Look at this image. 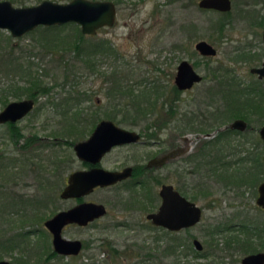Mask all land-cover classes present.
Masks as SVG:
<instances>
[{
	"label": "rangeland",
	"instance_id": "obj_1",
	"mask_svg": "<svg viewBox=\"0 0 264 264\" xmlns=\"http://www.w3.org/2000/svg\"><path fill=\"white\" fill-rule=\"evenodd\" d=\"M41 1L29 0L25 6L35 5ZM53 1L66 3L70 0ZM12 4L23 6L17 3ZM223 17L221 13L199 9L197 0H120L115 25L100 29L95 38L89 39L96 40L94 42L99 39L111 41L117 56L121 57L101 58L97 61L96 70L93 72L85 68L73 52L63 51L61 48L58 53L62 54L64 62L67 63L66 66L52 63L50 60L55 55L42 53L38 33L24 34L14 39L15 45L18 48L20 46L25 52L27 48L38 45L39 48L33 50L35 57L31 60L38 65V72L44 75V82L51 88L48 95H39L33 110L16 123L25 136L39 134L45 138V145L24 151L21 147L19 148L22 140L18 142V145L10 138L11 128L6 124L0 125V172L4 178L11 177L7 184L9 191L0 192V205L12 198L11 190L28 197L39 193L40 196L47 197V204L43 203L40 208L44 217L41 225L33 221L25 225L24 229H34L32 230L34 234L27 239L29 245L28 241L21 243L15 238L13 243L19 246L0 249V259L15 262L17 258H21L28 264L70 262L72 264H134L136 261L134 253L139 252L144 256L147 250H151L155 263L162 259L163 264H171L172 257H166L162 252L168 234L163 229L151 227L145 221L146 211L141 210L143 204L138 201L146 195L143 193L147 189L139 185H131L132 182L98 188L83 198L105 204L108 213L87 227L75 225L64 227L63 237L79 239L85 244L78 256H60L46 260V246L41 247L44 245L41 242L45 240L46 245L49 243V248L52 249L51 235L44 227L43 221L76 203L73 199H61L59 191L65 186L68 174L83 167L75 156L73 145L87 139L92 132L93 126L89 125V121L93 118L90 116L86 118L87 113L100 112L99 115L103 117L104 112L111 110L110 105H116L119 102V99L110 101L107 98L103 74L108 75L115 68L130 71L128 74L134 80L132 84L135 79H159L163 90H166L165 86L170 82L173 83L177 66V63H174L172 67L171 65L169 67L170 61L167 57L174 54L178 61L188 57L200 60L201 64L197 71L202 75L209 74L211 77L217 69V79L223 81L222 91H219V87L214 82L203 81L193 89L179 93V100L176 102L177 112L174 116L176 121L171 124H178L182 129L194 126L197 128L182 132V130H168L165 127L158 134L161 140L160 145L117 148L102 159L101 166L112 170L126 164L131 165L133 161L141 162L147 154L168 150V143H171L169 138H174L175 134L188 135L187 137L191 140L190 157L186 160L188 162L181 161L174 165H166L153 172L163 181H171L185 189L190 199L203 211L202 220L195 227L178 233L184 247L187 246V250L180 247L177 253L188 252L189 255L186 258L182 256L183 254L180 257L182 261L190 260L192 264H241L240 260L244 255L238 261H234V257L227 255L228 252H233L232 255L236 254L237 248L233 246L231 236L238 231L227 229L220 231V228L228 224L236 226L245 219L264 225V209L255 203L258 185L264 181V141L259 135V129L264 124V117H261L259 113L253 114L252 110L247 109V107L253 108L250 97L253 96L254 102L257 103L260 101L259 97L252 95L248 98V92L244 99L239 94L234 95L229 89L230 86H227V79L233 77L235 83L241 84L236 86H241L240 88L257 83L256 78L249 73V68L260 65L264 58V42L261 37L264 30V0H232L230 16L226 18L228 24L222 36H219L216 25ZM0 31L3 34H9L6 30L0 29ZM57 31L66 39L73 38L72 27ZM201 39L211 43L217 49V55L207 62L201 60L198 55L195 57L191 54L194 44ZM249 54L260 55V59L257 60V56L250 59ZM5 80L1 78V82H6ZM259 84L264 86V81ZM209 86H211L210 89L215 90L213 97L208 96ZM142 88L139 87V89ZM75 90L83 94H78L80 100L76 113L73 115L74 111H67L63 101L64 98L71 97L69 94H74ZM25 98L23 96L20 99ZM163 98L161 96L156 98L158 101L153 107L156 111L155 115L165 113L166 102H162ZM262 98L264 99L263 96ZM10 100L19 99L10 98ZM242 105L245 108L244 111L248 113L250 129L244 132H225L219 136V133L223 132L221 127L233 120L226 115L240 113ZM227 108L230 110L227 111ZM263 109L262 102L260 110ZM151 111L152 109L146 112ZM118 112L115 114L118 119L142 117V113H138L135 109L120 111L122 114ZM142 112L145 114L144 111ZM152 119L147 117L143 121L150 122ZM70 124L74 127L68 131ZM119 126L129 128V125L124 124ZM200 131L211 132L212 136L198 133ZM15 160L20 162L17 161L16 165L12 166ZM5 164L11 165L6 172L3 168ZM159 188L160 184L153 186V192L156 195ZM53 193L54 196H52ZM147 196L151 197V193H147ZM159 202L158 198L155 203L151 202L147 206L154 209ZM34 204L33 201L14 200L15 208L20 205L27 207ZM8 206L13 207L12 204L6 207ZM8 216L19 219L16 214ZM19 227L18 223L8 228L5 225L4 228L0 227L1 238L7 239L18 232ZM40 228H43V232L45 231L43 240H40L36 234ZM259 232L264 242V232L261 229ZM238 234L240 238L246 237V234L241 232ZM168 237L171 236L168 235ZM157 238L159 240H156ZM193 238L200 241L202 250L206 246L210 247L209 243L217 244L218 248L211 247L212 249L209 250L212 251L208 258L195 257L194 250L197 252L200 250H197L192 243ZM225 239L230 241V246L225 245ZM107 241L118 249H125V258L115 257ZM255 242L258 244L259 239L256 238ZM26 245L28 247L25 251ZM141 246L145 249L140 250ZM234 248L236 251L233 250ZM259 248L260 251H264L261 247ZM150 262L148 261L147 264H151Z\"/></svg>",
	"mask_w": 264,
	"mask_h": 264
},
{
	"label": "water",
	"instance_id": "obj_2",
	"mask_svg": "<svg viewBox=\"0 0 264 264\" xmlns=\"http://www.w3.org/2000/svg\"><path fill=\"white\" fill-rule=\"evenodd\" d=\"M198 6L204 9L229 11L230 0H199ZM116 19V5L112 0H70L59 3L53 0H42L30 6H14L10 0H0V29L6 30L13 38H18L34 30L38 26L63 25L75 23L81 33L94 35L96 30L113 25ZM264 40V30H263ZM195 48L203 55H214L216 50L207 41L196 43ZM259 77L264 76V61L259 68L251 70ZM201 77L187 62L178 66L175 83L179 88L185 89L197 82ZM32 99L13 100L0 110V124L15 122L32 111ZM246 123L242 119L230 124L231 128L243 130ZM264 141V125L259 130ZM209 136V135H208ZM140 135L132 130L119 127L111 120H101L93 129L90 136L73 145L78 159L94 166L85 170H76L67 177L60 197L62 199L79 198L89 194L95 187H107L131 175L130 167L122 171L107 170L95 166L101 157L116 145L137 142ZM172 156V152L159 159L162 165ZM264 163V155H263ZM258 196L255 200L257 206L264 209V181L258 185ZM161 203L157 211L147 215V219L155 226L169 231H178L182 228L196 225L201 220V209L194 202L186 199L172 185L163 184L159 190ZM103 204L94 202H81L73 207L60 210L44 222V227L51 235L52 250L59 256H76L82 243L79 239H67L62 236V230L67 225L76 224L85 226L105 214ZM197 250L202 249L198 239L193 240ZM241 264H264V252L258 251L243 256ZM0 264H16L0 259Z\"/></svg>",
	"mask_w": 264,
	"mask_h": 264
},
{
	"label": "trees",
	"instance_id": "obj_3",
	"mask_svg": "<svg viewBox=\"0 0 264 264\" xmlns=\"http://www.w3.org/2000/svg\"><path fill=\"white\" fill-rule=\"evenodd\" d=\"M12 3H17L20 5L25 6L29 0H10ZM116 4H119L120 0H114ZM223 18H221V21L216 25V31L219 34V36H222L225 30V26L228 24L226 22V18L230 16V12L227 13H222ZM65 27H72V34L73 38L71 40L66 39V37L61 36V34L57 31ZM36 34L38 33L39 35V40L41 44H39V47L41 48V51L44 55H48L49 53L54 54L51 58L52 63H58V65H63L66 66L67 63L64 62V58L62 54L58 53L59 49L61 48L63 51L69 50V52H73L74 55L78 58V60L84 65L85 68L89 69L90 71H95L97 67V61L100 60L101 58L105 57V55H109V52L111 54L112 46L108 45L107 43H104L102 40H98L97 42H93L96 40L91 41L89 38L90 36H86L85 34L81 33L80 28L77 26V24H63V25H53V26H38L34 30L28 32L27 34ZM88 38V39H86ZM14 39L10 33L9 34H3L0 31V107L3 108L7 103H9L11 100L10 98L13 99H19L25 96L26 99L32 98L36 100V98L39 95H48L51 86L47 85L44 82V75L40 74L37 69V64L31 60L32 57H35V54H33V50L35 48H39L38 45H33L31 48H27L26 52L19 46L15 45ZM92 39V38H91ZM113 51V50H112ZM40 56H43L39 54ZM56 55H58L56 57ZM44 58V57H41ZM65 64V65H64ZM118 74V73H116ZM231 76V75H230ZM1 78H5L6 82H1ZM19 78V79H16ZM22 82V84H20ZM115 86L113 87L112 91L106 92L107 98L112 101L114 99H119V102L115 105L112 104L110 105L111 110L107 112H116V111H127L130 109H135L138 112H146L148 110H153V107L155 106V102L152 100L154 94H160V90L156 88V86H147L142 89H138L136 92L135 89L132 87L133 85L128 84V82H122L117 81L115 82ZM226 85V84H225ZM239 83H235L233 77H229L227 79V86H230L229 89L230 91L235 95L239 94L241 96H244L248 92V87H236L239 86ZM83 94L79 92L78 90H75L74 94H69L68 98H64V104L66 105V110L67 111H74L72 114L76 113L75 111L77 110V104L79 103L80 96L79 95ZM241 101V100H239ZM238 101V102H239ZM119 105V106H117ZM119 107V109H118ZM227 111L230 109L227 108ZM226 111V113H227ZM236 111V110H235ZM242 111V110H241ZM238 113H233L230 115H226V117H234L236 115H248L245 111ZM107 118L110 120L117 122L118 124H124V125H129V126H134L135 121L137 118L135 116L127 118V119H118L115 114H107ZM151 128L153 126L149 125ZM73 125H69L67 130L71 131ZM11 128V134L10 138H12V134L15 133V142H18V138L22 137L23 134H21L18 130ZM10 130V129H9ZM225 132H220L219 136L223 135ZM62 135V134H61ZM218 136V137H219ZM217 137V139H218ZM27 145V142L25 143ZM22 143V149H25L26 145ZM25 151V150H24ZM20 162L19 160H15L14 163L16 164ZM7 165L5 164L3 168L5 169V172L7 170ZM0 172V175L3 176ZM0 176V181L1 179H4V177ZM137 185V183H135ZM134 185V184H131ZM142 188L147 189L145 186L140 185ZM35 197V200H31L32 198H24L21 196L19 199L22 200H27L28 202L33 201L35 204L32 206H27L28 210L30 213H28L26 216L18 219V223H23V222H28L29 224L33 222H36L38 225H41V222L44 217H42V212L35 210V207H38L39 205V199H43V201L47 204V197L41 196L42 198ZM54 196V193L53 195ZM23 197V198H22ZM39 198V199H38ZM23 207L24 205H20ZM25 207V206H24ZM17 220V219H16ZM24 226H21V229L18 230V232L14 233L10 237H7V239H2V235L0 236V249L2 248H7V247H12L14 248L15 246H19L13 243V239L17 238L23 243L24 241H28V237L30 235L34 234L32 230L34 229H23ZM224 228H220L221 230H237L238 232L233 234L231 236L232 238V243H234V247L237 248L238 254L236 249L234 248L233 250L236 251L235 255H232L233 252H228V256L234 257V261L240 260V258L243 255L253 253L260 251L259 247L264 249V242H263V237L260 235L259 230H263L264 232V225L260 222H252L248 220H243L241 223L238 225L234 226L231 224L223 226ZM250 231V232H248ZM45 232V231H44ZM43 232V228L39 229V232L36 233L37 237L40 238V240L45 239L44 235L45 233ZM239 232L246 234L245 238H240ZM248 232V233H247ZM166 233L171 236L168 237L165 241V247L162 248V252L166 257H172V262L171 264H192L190 260H183L182 257H180L181 254L186 258L189 254L188 252L186 253H181L178 254L177 251H180V247H184L183 242H181V237L179 236L178 233L175 232H168ZM49 235V234H48ZM256 238L259 239L258 244L255 242ZM156 240H159L157 238ZM263 242V243H262ZM29 245V241L27 242ZM44 245H41V247L44 248L46 246V252H45V259L49 260L53 257L59 258L60 256L57 255L52 249L49 248V243L46 245V241L41 242ZM226 246H230V241L225 239L224 241ZM262 243V244H261ZM34 245V244H33ZM32 245V246H33ZM210 247H205L204 250L202 251H195V257H205L208 258L211 254V251L209 249H212L211 247L218 248L217 244H208ZM28 246L24 248L26 251ZM42 248V249H43ZM187 248L184 247V250ZM140 250L145 249V247L141 246L139 247ZM214 249V248H213ZM187 250V249H186ZM135 256L134 258L136 261L134 264H147L148 261H151V264H163V260L160 259L155 263L154 261V256L151 252V250H147L143 255H140L139 252L134 253ZM162 260V261H161ZM183 262V263H182ZM16 264H28L25 260H21V258H17L15 260ZM67 264H72L67 263ZM74 264V263H73Z\"/></svg>",
	"mask_w": 264,
	"mask_h": 264
},
{
	"label": "flooded vegetation",
	"instance_id": "obj_4",
	"mask_svg": "<svg viewBox=\"0 0 264 264\" xmlns=\"http://www.w3.org/2000/svg\"><path fill=\"white\" fill-rule=\"evenodd\" d=\"M114 3H115V1L114 0H112ZM198 1L199 0H197V7L199 8V9H202V10H207V11H215V12H218V13H227V12H230L231 11V9H232V0H230L231 1V9L229 10V11H225V12H223V11H219V10H214V9H204V8H200L199 6H198ZM259 1V0H258ZM115 5H116V19H115V21H114V23H113V25H111V26H114L115 25V23H116V21H117V13H118V5L119 4H116L115 3ZM111 26H104V27H101V28H99V29H97L96 30V33L94 34V35H88V36H90L91 38H95V35L99 32V30L100 29H102V28H109V27H111ZM261 37H262V41L264 42V40H263V30H262V34H261ZM100 40V39H99ZM104 43H107L108 45H111L112 46V50H111V54H110V52H109V55H105V57H103V59H105V58H109V57H113L114 56V58H116V59H118V58H120L119 56H117V51H116V49L114 48V46H113V44H112V42L111 41H109V40H107V39H101ZM204 39H201V40H198L196 43H198V42H200V41H203ZM93 41V40H92ZM204 41H206V40H204ZM94 42V41H93ZM196 43L194 44V49H193V51H191V54L192 55H195V57L198 55V57L201 59V60H203L204 62H207V60H209L210 58H214L216 55H217V49H216V47L215 46H213L211 43V45L214 47V49L216 50V53L214 54V55H203V54H201L196 48H195V45H196ZM209 43V42H208ZM250 56L248 57V58H250V59H254L255 58V56H257L258 57V59L257 60H259L260 59V55H256V54H249ZM167 59L170 61V63H169V67H170V65H171V67L174 65V63H177V66H176V73H175V76H174V80H173V83H169L167 86H165V88H167L166 90H163L164 88H163V85H162V82L159 80V79H149V78H147V79H142V80H138V79H135V82H134V84H132V81H134L133 79H131L130 78V76H129V74L128 73H130V71H126V70H121V69H117V68H115L114 70H112V72L110 73V74H108V75H106L105 73L103 74V82H104V84L106 85L105 86V93L106 92H110V90L112 91V89H113V87L115 86V82H117V81H122V82H128V84H132L133 86V88L135 89V91L137 92L138 91V89H139V87H147V86H156V88L158 89V90H160V94H154L153 95V98L154 99H156V98H159L160 96L161 97H164L163 98V103L164 102H166V110H165V113L164 114H162V113H159L158 115H155V113L154 112H156L155 111V109H153L151 112H145V114H143V112H138V113H142V117H135V118H137L136 119V121H135V125L134 126H129V128H124V127H122V128H124V129H127V130H132V131H135V132H137L139 135H140V139H139V141H137V142H132V143H126V144H123V145H116V146H114V147H112L108 152H106L102 157H101V159H100V161L95 165V166H100V167H102L101 166V161H102V159H104L107 155H109L113 150H115V149H117V148H123V147H131V146H136V145H151V146H156V145H160L161 144V140H159V137H158V134L163 130V129H165V127L168 129V130H170V129H172V130H182V132H185L184 130H191V129H195V128H197V127H187V128H189V129H187V128H180V126H178V124L176 125V124H171V122H174V121H176L175 119H174V116H176L175 114H176V109H177V105H176V102L179 100L178 99V96H179V93H181V92H187V91H189V90H191V89H193L196 85H198V84H200L201 82H203V81H211V82H214V84L216 85V86H218L219 87V91H222V86H223V81L222 80H218L217 79V69H215L214 71V74H212L211 75V77H209V74H206V75H202V74H200L197 70H198V67L200 66V64H201V61L200 60H197V59H192V58H190V57H188V58H183V59H180L179 61L176 59V57H175V55L174 54H171V55H169L168 57H167ZM141 60V59H140ZM187 62L188 64H190L191 66H192V68H193V70L201 77V79L199 80V81H197V82H194L190 87H188V88H185V89H181V88H179L178 87V85L175 83V78H176V75H177V70H178V66L180 65V63L181 62ZM263 61H264V58L262 59V61H261V63H260V65H255V66H251L250 68H249V73L252 75V76H254L255 78H256V81L255 82H257V83H253V84H251L250 86H248V98L250 97V96H252V95H255V96H258L259 97V100L260 101H258L259 103H257V102H254V100H253V96L252 97H250V104L252 105V107L253 108H251V107H247V109H249V110H252V113L253 114H255V113H259V114H261V117H264V109L263 110H260V106H261V104H262V102L264 103V99L262 98V96L264 97V93H263V90H264V86H262V85H260L259 83L260 82H262V81H264V76L263 77H259V75L257 74V73H254V72H252L251 70L252 69H254V68H259V67H261V65H262V63H263ZM145 63H147V61H145ZM134 69H136V68H134ZM116 72H118V74H116ZM241 85V84H240ZM162 87V89H160ZM210 87L211 86H209V89H208V93H209V95L208 96H210V97H213V95H214V91L215 90H213V88H211L210 89ZM238 88V87H237ZM161 91H162V93H161ZM167 91V92H166ZM139 92V91H138ZM111 93V92H110ZM159 95V96H158ZM158 96V97H157ZM156 97V98H155ZM242 98L244 99L245 98V95L244 96H242ZM28 99H32V98H28ZM33 101H34V106H33V108L35 107V101L36 100H34V99H32ZM153 100V99H152ZM154 102H155V104H156V102L158 101V99H156V100H153ZM256 106H258L257 108H256ZM163 108H164V106H163ZM240 109L244 112V109L245 108H243V105L240 107ZM33 110V109H32ZM121 111V110H120ZM118 112V111H116V112H104V116L102 117V116H100L99 115V113L100 112H88L87 113V116H86V118H88L89 116L90 117H92L93 118V120L92 121H89V125H92L93 126V128H92V131H93V129L95 128V126L101 121V120H110L109 118H107V114H116L117 112H118V114H120L121 112ZM241 111V112H242ZM31 112V111H30ZM29 112V113H30ZM29 113H27L25 116H27ZM148 113V114H147ZM152 113H154V114H152ZM122 114V113H121ZM200 114H201V112H200ZM24 116V117H25ZM194 116V115H193ZM203 116V115H202ZM201 116V117H202ZM24 117H22V118H24ZM147 117H152L153 119L152 120H150V122H147V121H143V120H146L147 119ZM21 118V119H22ZM85 118V117H84ZM142 119L141 121L139 120V119ZM21 119H19V120H17V121H15V122H6V123H4V124H6V125H8V126H11L12 128H14V129H16V130H18L21 134H23V132H22V130H21V128H18L17 126H16V123L18 122V121H20ZM231 119H233L229 124H227V125H225L224 127H221V130L223 131V132H229V133H231V132H235V131H238V132H244V131H246V130H249L250 129V119L248 118V116L247 115H236V116H234V117H231ZM238 119H242L245 123H246V126H245V128L243 129V130H240V129H238V128H231L230 127V124L232 123V122H234L235 120H238ZM112 121V120H111ZM114 122V121H113ZM116 125H118L119 126V124L117 123V122H114ZM153 124V126H152V128L149 126V125H152ZM0 125H3V124H0ZM169 125V127H167ZM264 125V124H263ZM262 125V126H263ZM261 126V127H262ZM119 127H121V126H119ZM260 127V128H261ZM219 128V127H218ZM137 129V130H136ZM219 130H220V128H219ZM260 130V129H259ZM198 133H200V134H204V135H208V134H210L211 135V132H202V131H200V132H198ZM188 135H185V133L184 134H175V136H174V138L173 137H171V138H169V140H170V144L168 143V145H169V149L168 150H166V151H164V152H161V151H156L155 153H153V154H147L145 157H144V159H141V162H137V161H133L134 163H132L131 165L130 164H126V165H124V166H122V167H118V168H114V169H112L113 171H122L123 169H125V168H128V167H130L131 169H132V171H131V175H129L128 177H126L125 179H123V180H121V181H118L117 183H115V184H113V185H110V186H107V187H112V186H115V185H118V184H125L126 182H132L131 184H134V185H136L135 183H137V185H143V186H145L146 188H147V190L143 193V194H146V195H144V196H142L141 198H142V200H138L140 203H142L143 204V206H142V211L144 212V211H146L145 213V221H147L148 223H149V225L151 226V227H153V228H160V229H163V230H165V231H168V232H175V233H179V232H181V231H187V230H189V229H191V228H193V227H195L196 225H193V226H190V227H186V228H182V229H180V230H178V231H169V230H167V229H165V228H162V227H158V226H155V225H153L152 223H151V221L149 220V219H147V215L148 214H150V213H153V212H155V211H157V209H158V207H159V205H160V203H161V197H160V195H159V190H160V188H161V186L163 185V184H168V185H172V187L176 190V191H178L179 193H180V195H182L183 197H185L186 199H188V200H190V201H192V202H194L192 199H190V197L187 195V191H185V189H183V188H181V187H179V186H177V185H175L174 183H171V181H167V182H165V181H163L160 177H158L157 175H154L153 174V172H155L158 168H162V167H164V166H166V165H174V164H176V163H179V162H188V161H186L190 156H189V153H190V148H191V146H190V139L187 137ZM212 136V135H211ZM12 140L14 141V143L15 144H18V142L19 141H21L22 140V143H26L27 142V145L25 146L26 148L25 149H23V150H30V149H36V148H39V147H41V146H43V145H45V142H44V140H45V138H43L42 136H39V134H32V135H29V136H25L24 134H23V136L22 137H19L18 138V142L16 143L15 142V133L14 134H12ZM83 140H85V139H83ZM82 141V140H81ZM79 142V141H78ZM19 145V144H18ZM20 147H22L21 145H19V148ZM22 149V148H21ZM172 152V156L166 161V162H164L162 165H159L158 164V161H159V159H161L164 155H166V154H168V153H171ZM75 153V152H74ZM75 156H76V154H75ZM77 157V156H76ZM78 159V158H77ZM80 162H81V164H82V169H78V170H85V169H89V168H91V167H93L94 165L93 164H90V163H87V162H83V161H81L80 159H78ZM132 160H137V159H132ZM16 164L15 163H13V165L12 166H15ZM8 167H7V170L9 169V167L11 166V165H7ZM182 167H184V165H182ZM74 171H76V170H74ZM183 171H184V169H183ZM73 172V171H72ZM173 172V171H172ZM71 173V172H70ZM69 173V174H70ZM68 174V175H69ZM2 177H4V176H2ZM68 177V176H67ZM67 177H66V182H67ZM147 177V178H146ZM11 180V177L10 176H8L7 178H4V179H1V181H0V192H5V191H9V189H8V186H7V184H8V182ZM157 184H160V188H159V190H158V192H157V195L155 194V192H153V186L154 185H157ZM107 187H95L89 194H91V193H93L96 189H98V188H107ZM63 189V188H62ZM62 189L59 191V197H60V193H61V191H62ZM15 191L14 190H11V193H12V198H10V200L9 201H7V202H4V203H2L3 205H0V227L1 228H4V225H5V227L6 228H8V227H11L12 225H14V224H16V223H18V220L16 221V219L15 218H9V214H11V215H17V216H19V219L20 218H22V217H24V216H26L28 213H30V211L28 210V207H21V206H18V207H14V200L15 199H18V198H20L21 196H23L24 198H32L31 200H35L36 198L35 197H37V195H39V193L37 194H34L33 196H31V197H28V196H26V195H24V194H16V193H14ZM147 193H151V197L150 196H147ZM89 194H86V195H84V196H82V197H79V198H71V199H73V200H75V204H74V206L75 205H77V204H79V203H81V202H94V203H100V202H95V201H90V200H84L83 198L86 196H88ZM40 196V195H39ZM38 196V197H39ZM22 197V198H23ZM39 198H42L41 196L39 197ZM38 198V199H39ZM61 198V197H60ZM159 198V200H160V202H159V204H158V206L156 207H154V209H153V207L152 208H148V206L147 205H149V204H151V202H153V203H155L156 201H157V199ZM62 199V198H61ZM37 200V199H36ZM43 203H45L44 201H43V199H39V205H38V207H37V209H38V211H41V205L43 204ZM195 203V202H194ZM9 204H12L13 205V207H10V206H8V207H6L7 205H9ZM100 204H103V203H100ZM196 204V203H195ZM197 205V204H196ZM103 206L105 207V210H106V212H105V214L102 216V217H104V216H106L107 215V213H108V210H107V208H106V206H105V204H103ZM198 206V205H197ZM73 207V206H72ZM200 207V206H199ZM124 209H125V207H124ZM126 209H129L128 207H126ZM200 209H201V214L203 215V211H202V208L200 207ZM102 217H99V218H97V219H94L93 221H90V222H88L87 223V225H85V226H79V225H76V224H72V225H75V226H77V227H87V226H90V225H92V224H94V222L96 221V220H98V219H100V218H102ZM21 220V219H20ZM201 220H202V216H201ZM200 220V221H201ZM44 222H45V220L43 221V225H44ZM19 225H20V227H19V229H21V226H24L23 227V229L25 228V225H28L29 223L28 222H23V223H18ZM67 226H69V225H67ZM194 239H197V238H193L192 239V243H193V240ZM81 241V240H80ZM108 242V241H107ZM81 243H82V246H81V250H82V248L84 247V243L81 241ZM107 245H109L110 246V248H111V251H112V254H114L115 255V257H117V256H123V258H125V249L124 250H122V249H118V248H116L112 243H110V242H108L107 243ZM202 249H203V246H202ZM201 249V250H202ZM80 250V251H81ZM200 250V251H201ZM258 252V251H257ZM262 252H264V251H262ZM80 253V252H79ZM79 253L76 255V256H78L79 255ZM253 253H255V252H253ZM250 254V253H249ZM247 255V254H246ZM245 256V255H244ZM73 257H75V256H73ZM121 262V261H120Z\"/></svg>",
	"mask_w": 264,
	"mask_h": 264
}]
</instances>
